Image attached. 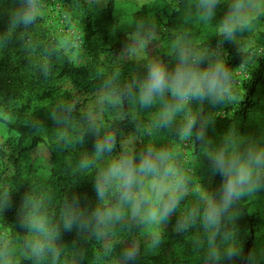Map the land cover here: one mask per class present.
Returning a JSON list of instances; mask_svg holds the SVG:
<instances>
[{
  "label": "clouds",
  "instance_id": "9594fccd",
  "mask_svg": "<svg viewBox=\"0 0 264 264\" xmlns=\"http://www.w3.org/2000/svg\"><path fill=\"white\" fill-rule=\"evenodd\" d=\"M262 76L264 0H0V264H264Z\"/></svg>",
  "mask_w": 264,
  "mask_h": 264
},
{
  "label": "trees",
  "instance_id": "16d2710c",
  "mask_svg": "<svg viewBox=\"0 0 264 264\" xmlns=\"http://www.w3.org/2000/svg\"><path fill=\"white\" fill-rule=\"evenodd\" d=\"M262 86H264V76L258 77L257 81L254 83L253 87L251 88L249 96H252L254 93H256L258 88H261ZM250 103L251 101H249V104Z\"/></svg>",
  "mask_w": 264,
  "mask_h": 264
},
{
  "label": "rangeland",
  "instance_id": "374dc122",
  "mask_svg": "<svg viewBox=\"0 0 264 264\" xmlns=\"http://www.w3.org/2000/svg\"><path fill=\"white\" fill-rule=\"evenodd\" d=\"M128 6L131 7L130 4H129ZM54 23H55V22H54ZM70 38L74 39L75 37H70ZM250 91H251V89L249 90V93H250ZM262 94H264V91H262Z\"/></svg>",
  "mask_w": 264,
  "mask_h": 264
}]
</instances>
